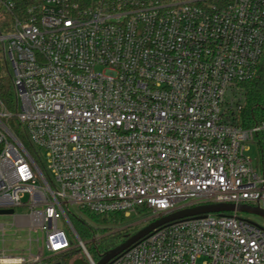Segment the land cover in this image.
<instances>
[{
	"label": "built area",
	"instance_id": "obj_1",
	"mask_svg": "<svg viewBox=\"0 0 264 264\" xmlns=\"http://www.w3.org/2000/svg\"><path fill=\"white\" fill-rule=\"evenodd\" d=\"M14 11L0 0L15 99L12 111L0 101V211L13 210L0 213L12 217L0 220V264H63L73 249L98 264L105 254L91 256L70 220L83 212L145 207L148 224L203 204L264 210V170L247 154L264 116L238 123L264 51V0H33ZM22 229L36 233L27 248L5 239ZM104 264H264V228L238 211L182 219Z\"/></svg>",
	"mask_w": 264,
	"mask_h": 264
},
{
	"label": "trees",
	"instance_id": "obj_2",
	"mask_svg": "<svg viewBox=\"0 0 264 264\" xmlns=\"http://www.w3.org/2000/svg\"><path fill=\"white\" fill-rule=\"evenodd\" d=\"M15 4V14H22L26 6L33 0H12ZM81 6H87L94 0H74ZM12 16L10 14H2L0 16V33H6L10 30ZM244 89L245 104L239 114L238 123L242 127L248 128L260 121L264 116V51L258 63L253 78L242 84ZM0 101L9 110L14 109V93L11 86L10 73L6 63L0 58ZM254 144L259 157V165L264 170V134H260L255 138ZM146 210L141 207L138 211ZM71 223L79 235L80 239L85 242L86 248L91 254L93 250L98 259L99 254L116 248L118 245L127 240L139 229H124L120 231H110L109 224L124 220L122 213H113L109 215L92 214L83 212L80 217H70ZM96 235H100L96 238ZM94 240V241H93ZM77 249L70 250L61 256L63 264H71L77 258ZM92 256V254H91ZM94 257V256H93Z\"/></svg>",
	"mask_w": 264,
	"mask_h": 264
},
{
	"label": "water",
	"instance_id": "obj_3",
	"mask_svg": "<svg viewBox=\"0 0 264 264\" xmlns=\"http://www.w3.org/2000/svg\"><path fill=\"white\" fill-rule=\"evenodd\" d=\"M234 211L251 212L259 216H262L264 218V210L260 208L250 207L247 205H236L232 203L203 204L185 209H180L171 212L167 215L161 216L160 218L143 226L141 229H139L136 233H134L132 236H130L127 240H125L123 243L118 245L116 248L106 252L105 255L102 257V259L98 262V264L106 263L112 257L116 256L123 250L135 244L140 239L147 236L154 229L161 227L163 225L182 219L202 217L209 213H225V212H234ZM12 212H13L12 209L0 211V213H4V214H11ZM54 264H61V263L56 262ZM73 264H84V262L81 259H77L73 262Z\"/></svg>",
	"mask_w": 264,
	"mask_h": 264
},
{
	"label": "rangeland",
	"instance_id": "obj_4",
	"mask_svg": "<svg viewBox=\"0 0 264 264\" xmlns=\"http://www.w3.org/2000/svg\"><path fill=\"white\" fill-rule=\"evenodd\" d=\"M247 154L249 156H251L253 159H256L257 158V150H256V147L255 145H251L250 148H249V151L247 152ZM17 212H26L25 208H18L17 209ZM239 213V216L244 218V219H248V220H252V221H255L256 223H258L259 225H261L263 228H264V218L262 216H259L255 213H251V212H238ZM149 213L146 211V210H141V211H137L136 214H131L129 217H124V220L123 221H120V223L118 222H111L109 224V227H110V231H113V232H118L120 230H124V229H132V228H135V229H141L143 226H145L147 224V219L149 218ZM0 220L3 221L4 223L6 224H10L11 221H12V217L7 215V216H0ZM62 225V227L64 228V230L67 232L68 234V238L70 241H72V236H70V231H69V228L66 227L65 225H63L62 223L60 224ZM13 233L12 231H8L7 232V235L5 236V239L6 240H10L11 237H13L14 239H18V247H24V248H27L28 247V238L29 236L31 238H36V233L35 232H32V233H29V231L27 229H22L20 231H18L17 233L12 234ZM100 235H96V238H99ZM8 244V243H7ZM17 245L15 242H11L8 247L10 248H14V247H17L15 246ZM33 247V250H35V245L32 246ZM92 256H96V254L94 253L93 250H90ZM48 251L46 250L45 251V255H48ZM97 257V256H96ZM77 258L79 259H82L84 261V263L88 264L87 260H86V256L84 255V253L80 252V250H78L77 252ZM97 259V258H95Z\"/></svg>",
	"mask_w": 264,
	"mask_h": 264
},
{
	"label": "crops",
	"instance_id": "obj_5",
	"mask_svg": "<svg viewBox=\"0 0 264 264\" xmlns=\"http://www.w3.org/2000/svg\"><path fill=\"white\" fill-rule=\"evenodd\" d=\"M77 259H79V258L74 259L72 262H74V261L77 260Z\"/></svg>",
	"mask_w": 264,
	"mask_h": 264
}]
</instances>
